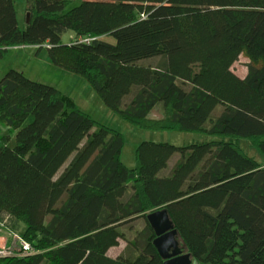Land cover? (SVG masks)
<instances>
[{
	"label": "trees",
	"instance_id": "16d2710c",
	"mask_svg": "<svg viewBox=\"0 0 264 264\" xmlns=\"http://www.w3.org/2000/svg\"><path fill=\"white\" fill-rule=\"evenodd\" d=\"M73 1L27 0L21 29L15 1L0 0V60L11 48L47 47L54 65L83 76L129 123L209 139L144 141L129 167L123 133L11 69L0 79V218L36 253L0 264H164L147 221L162 208L194 264H264V161L237 142L264 156V0H80L67 9ZM68 31L75 38L64 43ZM242 54L245 77L233 71ZM213 104L221 110L206 116Z\"/></svg>",
	"mask_w": 264,
	"mask_h": 264
},
{
	"label": "rangeland",
	"instance_id": "374dc122",
	"mask_svg": "<svg viewBox=\"0 0 264 264\" xmlns=\"http://www.w3.org/2000/svg\"><path fill=\"white\" fill-rule=\"evenodd\" d=\"M15 8L18 16L19 27L25 29L27 26V0H14ZM80 3V0H74L67 9H70ZM72 31H68L63 36V42L68 43L75 37H72ZM72 37V38H71ZM156 59L144 60L146 64L154 63ZM250 60L242 54L239 60L234 64L233 71L240 77H245L248 70V64ZM19 67L27 77H31L33 80L50 84L57 87L66 95L71 96L77 106L90 114L95 120L106 124L112 128L123 133L125 138V144L122 151V160L129 166L134 167L136 164L135 151L137 146L144 141L170 143L177 146L189 145L193 142H205L209 138L198 132H184V131H153L145 130L140 127L129 123L120 117L115 111L110 109L89 84V82L81 75L72 73L68 70L62 69L52 63L49 58L48 50L43 48L40 51L39 56L34 55L31 50H18L9 51V53L0 60V79L6 75L8 71ZM30 78V79H31ZM221 110V106L213 104L207 111V115L218 113ZM162 107L160 105L153 111V117H161ZM204 120V119H203ZM220 139L219 136L214 137ZM238 145L249 156L255 158L258 161H264V156L260 151L253 147L250 140L247 138H239L237 140ZM179 156V155H177ZM264 163V162H263ZM143 219L134 222L137 228L142 227ZM126 231L128 227L123 228ZM132 237V235H128ZM127 242L122 239L120 244L113 247L109 251L111 257H117L123 253Z\"/></svg>",
	"mask_w": 264,
	"mask_h": 264
},
{
	"label": "water",
	"instance_id": "95a60500",
	"mask_svg": "<svg viewBox=\"0 0 264 264\" xmlns=\"http://www.w3.org/2000/svg\"><path fill=\"white\" fill-rule=\"evenodd\" d=\"M29 19L30 14L27 13V22ZM147 221L155 231L153 243L164 259V264H194L191 253L184 251L179 231L166 208L148 214Z\"/></svg>",
	"mask_w": 264,
	"mask_h": 264
},
{
	"label": "built area",
	"instance_id": "2783aa9c",
	"mask_svg": "<svg viewBox=\"0 0 264 264\" xmlns=\"http://www.w3.org/2000/svg\"><path fill=\"white\" fill-rule=\"evenodd\" d=\"M81 41H90V38ZM7 219L0 218V258L27 257L36 253L30 243L24 240L18 233L9 230Z\"/></svg>",
	"mask_w": 264,
	"mask_h": 264
},
{
	"label": "crops",
	"instance_id": "0c3cea01",
	"mask_svg": "<svg viewBox=\"0 0 264 264\" xmlns=\"http://www.w3.org/2000/svg\"><path fill=\"white\" fill-rule=\"evenodd\" d=\"M16 9V8H15ZM72 37L74 36V33H73V35H71ZM46 49H47V47H45ZM43 49V48H42ZM18 50H31V52L33 53V56L34 55H38L39 56V54H40V51L41 50H38V47H15V48H11V49H9V51H18ZM9 51H8V53H9ZM14 69H16V70H18V71H22V72H24L23 71V69L21 70L19 67H15ZM25 73V72H24ZM31 78V77H30ZM32 79V78H31ZM177 155H179V154H175L171 159H170V161H169V164H168V170H170L172 167H173V165L175 164V162L179 159V156H177ZM164 171H167V170H164ZM139 220H142V219H139ZM143 224H144V222L142 223V226H143Z\"/></svg>",
	"mask_w": 264,
	"mask_h": 264
}]
</instances>
